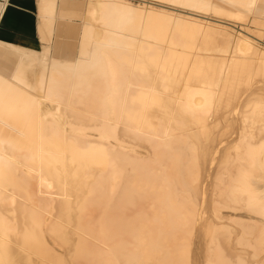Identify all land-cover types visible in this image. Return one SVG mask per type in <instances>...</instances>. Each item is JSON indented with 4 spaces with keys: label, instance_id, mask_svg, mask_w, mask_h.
Listing matches in <instances>:
<instances>
[{
    "label": "bare ground",
    "instance_id": "obj_1",
    "mask_svg": "<svg viewBox=\"0 0 264 264\" xmlns=\"http://www.w3.org/2000/svg\"><path fill=\"white\" fill-rule=\"evenodd\" d=\"M176 1L185 4L188 0ZM223 1L252 14L264 8V0ZM54 2L42 0L41 10L50 13ZM96 2L103 7L100 15H108L112 26L111 38L103 45L113 50L111 59L101 56L99 46L90 41L89 23L80 34V56L69 63L51 60L47 48L37 53L3 43L22 55L15 66L0 62V264H264V60L246 58L253 53L264 57V51L250 47L247 52L250 48L244 47L249 54H238L240 45L237 51L236 45H228L235 39L238 42L240 35L235 33L221 62L197 59L175 66L169 61L165 71L166 66L156 69L158 61L155 65L152 61L145 65L147 70L144 65L142 69L144 55H134L133 47L129 48L135 45V37L122 32L126 23L137 26L127 13L139 9L122 0ZM188 2L185 5L191 9L203 10L204 3L214 5L212 0ZM146 7L142 12L153 14L161 8L163 20L159 26L153 20L160 21L149 14L153 20L148 24L153 27L144 23L145 27L155 32L167 30L173 12L155 4ZM197 9L194 12L200 11ZM190 16H186L192 22L187 25L190 32L196 31V23L228 29L224 22L192 10ZM253 17V22L261 23ZM176 19L179 22L173 26L186 30L187 23L180 26L182 17ZM145 27L144 31L150 30ZM220 29L215 31H224ZM140 48L138 52L145 51ZM41 58L50 61L38 66L44 84L41 89L46 93L49 83L54 86V99L63 103L59 116L41 112L45 106L39 108L41 102L29 92V86H34L28 77L36 72L33 61ZM170 69L173 76L168 74ZM170 77L174 98L165 99V104L160 99L166 96L158 99L164 107H171V115L166 109L157 113L161 103L156 111L149 100L152 110L147 108L151 111L145 120L151 116L152 121L157 117L163 122L169 115L172 124L168 128L172 126L173 134L156 138L150 134L147 140L152 144L140 153L135 146L140 145L143 134L129 130H143L139 118L131 107L124 111L121 102L110 106L107 95L113 91L119 98L122 91L125 101L127 95L141 94V82L159 92L162 81L167 83L164 79ZM136 96V100L140 98ZM108 110L114 114L112 129L106 119ZM157 124L151 128L157 130ZM163 124L164 128L167 123ZM163 139L169 144L160 143ZM13 194L25 202L13 203Z\"/></svg>",
    "mask_w": 264,
    "mask_h": 264
},
{
    "label": "rangeland",
    "instance_id": "obj_2",
    "mask_svg": "<svg viewBox=\"0 0 264 264\" xmlns=\"http://www.w3.org/2000/svg\"><path fill=\"white\" fill-rule=\"evenodd\" d=\"M57 1H61V2H63V3H69V4H76L75 6L78 8V9H80L81 10V16H77V17H64V19H62V20H65V22L64 21H62L63 23V25H62V27L64 28V30L65 31H47V37H46V40L45 39H43L42 37V41H43V44H42V46L41 47H39V48H37V49H35L36 51H37V53H43L44 52V48L46 47V46H48V56L49 57H51V60L52 59H56V60H61V62H64V63H69V62H72V61H74L75 59H76V57H79L80 56V48H81V44H82V35H80L81 34V31H82V29H83V27H84V25H86V23H89V25L91 26L90 28H91V35L93 36H91V42H93L94 43V45H95V47H97L98 48V46H99V49H100V51H102V52H100V53H102L101 54V56H105V58H109V56H110V58L109 59H111L112 58V49H109V50H107V49H105L104 47H103V45H104V43L106 42V41H108V39H110L111 37L108 35L109 34V32L110 31H113L112 30V26H111V24L108 22L109 21V16L107 15H103V16H101L102 15V13H101V9L103 8V7H100L101 5H97L98 4V2H96L97 0H56V2ZM122 1H124V2H128V3H130L133 7H135L136 9H139V10H136L135 12L136 13H132V12H129V13H127L128 15L129 14H131L132 15V22H134L133 24L134 25H136V23H137V26H133V24H132V26L133 27H131V25H128L127 26V24H129V23H126V25H124L123 27H122V32H124V33H127V34H132L133 35V37H135V38H133V39H136V40H133V41H135V45H130V47L129 48H132V49H130V51L131 52H135L134 53V55L136 54V55H139V54H142V55H144V59H142V65H141V63H140V65H137L138 66V68L136 67V69L137 70H140V67L143 69V67H145V65L148 67V65L153 61V64L155 63V64H157L158 63V65H157V67H156V69H161V66L162 65H164V66H162V67H165V71H166V68L168 67L167 66V63L169 64V61H171L170 63H175L174 65L176 66H178V63L177 62H179L180 63V65L181 64H183V62H184V64H185V62L186 63H192V62H197V61H204L205 59V61H204V63L205 62H210V61H213V62H221V56H223V57H225V50L227 49V46L228 45H230L231 47L233 46H235L236 45V48L234 49L235 51H237V47L240 45V47L238 48V50L239 51H237L238 52V54H240V53H244V54H246V51H244L245 50V48L244 47H246V49H249L250 47L251 48H253V47H255V48H257L258 50H262V51H264V8H260V11H258V12H254L253 14H252V12H248L247 13V11L245 12V8H244V10L242 9V7H239V6H233L232 4H229V3H227V2H225V1H223V0H212V3H214V5H216L215 7H214V5L213 4H209L208 6L204 3V4H202L201 6H204V9L202 10L200 7H198V9H200V11H201V13H200V11L198 12V11H195L194 12V10H196L197 8H195V9H191V7L189 6H186L185 4H188L189 2V0L188 1H184V3L185 4H181L180 2H175V0L173 1V0H122ZM152 1V2H151ZM96 2V3H95ZM187 2V3H186ZM95 4V5H94ZM154 4L155 5H159V6H163V7H165L166 9H169L171 12H173V14L175 15V17H173L174 15H172L171 16V18H172V20L170 21V19H169V21H170V24H172V25H168L167 26V30H165V31H162V32H160L159 31V27L157 28L156 27V25L154 24V27H156V29H158V31H151V29H150V27H153V23H152V25H149L148 23H150L148 20H151L152 18L154 19V18H156L158 21H160V23L159 22H156V20H153V22H155V23H158L159 24V26H160V24H161V19H162V17H161V14H159V13H161L160 11V9L161 8H158V9H156L155 11H153L154 12V14L152 13V11L150 12V13H148L147 11H143L142 12V10H144V8L146 7V8H148L149 9V7L150 6H154ZM190 4H193L192 3V1L188 4V5H190ZM172 5V6H171ZM219 7H218V6ZM91 6H93V7H96V8H93V7H91ZM143 6H145V7H143ZM181 6V7H180ZM221 6V7H220ZM139 7V8H138ZM90 8V9H89ZM156 8H157V6H156ZM216 8V9H215ZM237 8V9H236ZM93 9V10H92ZM95 9V10H94ZM100 9V10H99ZM106 9V8H105ZM142 9V10H141ZM147 9V10H148ZM192 10V13L194 14V13H198L199 15H201V16H204V17H207V18H211L212 20H220L221 22H224L226 25H227V28L228 29H225V27H214V26H211V27H208V24H206L205 25V23H196L197 24V26L195 25V23H194V25L196 26V31L195 30H191V32L188 30V29H190L189 27H187V25H190L191 23L190 22H188V21H190V20H188L187 21V19H189L191 16H190V14H191V10ZM197 9V10H198ZM206 9V10H205ZM214 9V10H213ZM218 9V10H217ZM90 10V11H89ZM99 10V11H98ZM157 10H159V11H157ZM173 10V11H172ZM208 10H210V11H208ZM213 10V11H212ZM230 10V11H229ZM95 11H98V12H95ZM187 11V12H186ZM190 11V12H189ZM206 11H207V13H206ZM215 11V12H214ZM222 11V12H221ZM232 11V12H231ZM101 13V15H100V13ZM203 12V13H202ZM205 12V13H204ZM219 12V13H218ZM224 12V13H223ZM229 12V13H228ZM230 12H231V14H230ZM234 12V13H233ZM238 12V13H237ZM109 13V11H107V14ZM145 13H147V15H148V17H150L149 16V14L150 15H152L153 14V17L151 18H148L147 17V15L145 14ZM179 13V14H178ZM159 14V15H158ZM207 14H209V15H207ZM212 14H214V15H212ZM242 14V15H241ZM248 15L247 17L246 16H243V15ZM251 14V15H250ZM145 15V16H144ZM178 17H177V16ZM181 15V16H180ZM211 15V16H210ZM100 16V17H99ZM161 18H160V17ZM188 18H187V17ZM209 16V17H208ZM216 16V17H215ZM252 16H254L253 18H257L261 23H255V22H253L252 21ZM55 17H56V11L52 14V16L50 17V19L52 18V21L51 22H49L48 20H47V22H48V26L51 28V26H53V23H54V20H55ZM107 17V18H106ZM145 17V18H144ZM181 17H182V19H181ZM218 17V19H216ZM251 17V18H250ZM176 18H180L181 20H180V22H182V25H180V26H183L185 23H187V24H185L183 27L184 28H186V30H182L181 29V27L178 29L177 27H174V26H176V24L179 22V20L178 19H176ZM187 18V19H186ZM215 18V19H214ZM146 19H147V21H146ZM166 19V21L168 20L167 18H165ZM175 19V20H174ZM183 19H185V20H183ZM249 19V20H248ZM140 20V21H139ZM143 22H142V21ZM163 20V19H162ZM248 20V21H247ZM251 20V21H250ZM145 21V22H144ZM165 21V20H164ZM251 23H250V22ZM106 22V23H105ZM131 22V23H132ZM172 22V23H171ZM174 22V23H173ZM185 22V23H184ZM227 22V23H226ZM139 23V24H138ZM144 23H146L147 24V26H150V27H145L146 26V24H144ZM255 23V24H254ZM143 24V25H142ZM173 24H174V26H173ZM204 24V25H203ZM214 24V23H213ZM224 24V25H225ZM261 24V25H260ZM201 25L202 27H200V28H202V31L200 30L199 32L197 31L198 30V28H199V26ZM228 25H230V26H228ZM108 26V27H107ZM140 27V30L141 31H137L138 29H139V27ZM145 27V28H149L150 30L149 31H144L145 29H143L142 27ZM193 26V25H192ZM194 26V27H195ZM106 29H105V28ZM169 27V28H168ZM204 27V28H203ZM205 27L206 28H211V30H213V29H215V30H217V29H220V28H222L224 31H219V33H217L215 30H213V31H210V29L209 30H207V29H205ZM108 28V29H107ZM137 28V29H136ZM175 28V29H174ZM177 28V29H176ZM199 28V29H200ZM217 28V29H216ZM240 28H241V30H240ZM222 29H220V30H222ZM233 29V30H232ZM243 29H244V31H243ZM106 30V31H105ZM143 30V31H142ZM147 30V29H146ZM188 30V31H187ZM207 30V31H206ZM227 30H230V31H227ZM239 30V31H238ZM68 31H73L72 33H69ZM93 31H94V33H93ZM175 31V32H174ZM179 31V32H178ZM235 31V32H234ZM150 32V33H149ZM152 32H153V34L155 35V36H153V34H152ZM166 34H165V33ZM207 32V33H206ZM215 32V33H214ZM224 32V34H225V36H224V34L222 35V33ZM228 33V34H226V33ZM142 33L143 34H146V37H145V35H143L142 36ZM147 33L149 34V35H147ZM162 33H164V36H162L163 34ZM221 33V34H220ZM235 33H237V37H238V35H240L238 38V42H237V39H235L233 42H228V41H230V39L231 38H233L232 36H234L235 35ZM238 33H240V34H238ZM158 34V35H157ZM176 34H177V37H176ZM182 34V35H181ZM205 34V35H204ZM220 34V35H219ZM166 35V36H165ZM217 35V36H216ZM141 36V37H140ZM161 36L163 37V38H161ZM169 36H171V37H169ZM181 38L182 37V39L179 41V37ZM222 36V37H221ZM228 36V37H227ZM230 36V37H229ZM153 37V38H152ZM165 37V38H164ZM191 37V38H190ZM243 37V38H242ZM93 38V39H92ZM152 38V39H151ZM175 38H176V40H175ZM194 38H195V40H194ZM218 38V39H217ZM228 38V39H227ZM140 39V40H139ZM148 39V40H147ZM160 39V40H159ZM173 39V40H172ZM242 39V40H241ZM244 39H245V41H244ZM95 40V41H94ZM154 40H158V41H154ZM162 40V41H161ZM165 40V41H164ZM175 40V41H174ZM241 40V41H240ZM102 41V42H101ZM169 41V42H168ZM180 43H179V42ZM191 41H193V42H191ZM216 41V42H215ZM243 41V42H242ZM142 42V43H141ZM161 42H162V44H161ZM165 42V43H164ZM170 42H171V44H170ZM185 42V43H184ZM186 42H187V45H186ZM189 42V43H188ZM197 42V43H196ZM97 43V44H96ZM167 43V44H166ZM178 43V44H177ZM210 43H211V45H210ZM228 43H230V44H228ZM233 43V44H232ZM238 43V44H237ZM100 44V45H99ZM190 44H192V45H190ZM228 44V45H227ZM232 44V45H231ZM96 45H98V46H96ZM151 45H152V47H153V49L151 48ZM146 46H148V47H146ZM192 46V47H191ZM140 47H142V50H143V48L145 49V51L143 52V51H141V52H138V50L140 51ZM162 47V48H161ZM176 47V48H175ZM225 47H226V49H225ZM232 47V48H233ZM241 47H242V49H243V51H242V49H241ZM249 47V48H248ZM146 48L148 49V50H146ZM149 48H151V50L153 51L154 50V52H152L151 50L149 51ZM155 48V49H154ZM160 48V50L158 51L157 49H159ZM251 48L249 49V50H247V52H249L250 50H251ZM262 48V49H261ZM192 49V50H191ZM220 49V50H219ZM241 49V50H240ZM112 50V51H111ZM1 51H2V53H3V56H4V58H7V60H5V61H7L8 63H10V64H12V66H15L16 64H18V61H19V58H20V56L22 55V53H20V51H17V50H14V49H11V48H6V47H3L2 49H1ZM155 51H157V52H159L158 53V55H157V52H155ZM161 51V52H160ZM176 51V52H175ZM241 51V52H240ZM111 52V53H110ZM197 52V53H196ZM216 52V53H215ZM106 53V54H105ZM138 53V54H137ZM148 53V54H147ZM152 53H156V55L155 54H153V55H155V57H152L153 55H152ZM169 55H168V54ZM171 53V54H170ZM179 53V54H178ZM194 53V54H193ZM220 53V54H219ZM164 54V55H163ZM167 54V55H166ZM249 53H247L246 55H248ZM87 56V54L85 53V54H83V56ZM172 55V56H171ZM185 55V56H184ZM250 55V56H249ZM248 55V57L246 56V58L248 59V60H252L253 62L256 60V62H260V60H264V57H261L260 55H254V53L253 54H249ZM196 56V57H195ZM200 56H201V58H200ZM259 57V59H258V57ZM164 57V58H163ZM181 57V58H180ZM182 57H184L183 59H182ZM46 57H44V59H45ZM48 58V57H47ZM167 58V59H166ZM172 58V60H170ZM187 58H189V59H187ZM263 58V59H262ZM44 59H40V60H34L33 61V65H34V70L36 71V72H34V75H32V76H30V77H28V79L31 81V86L33 85L34 87H31L30 88V86H29V92H30V94L32 93V95H35L36 96V98H38V100H39V102H41L40 103V105H39V108H40V106L43 108L44 106V108H46V109H44L43 108V110L41 109V112L43 111V112H46V110H47V112H49V113H51V114H54V115H57V116H59L60 114H61V112L63 111L62 109H63V103L62 102H60V101H57V100H55L54 99V97H55V93L53 92V89H54V86L53 85H51L50 83H49V85L50 86H47L48 88L47 89H49L50 88V90L48 91V92H44L43 91V89H41L43 86H44V84H42L41 85V83H40V80H41V68H39L38 66H39V63H43V64H48V63H50V61L49 60H44ZM177 61H176V60ZM198 59V60H197ZM144 60V61H143ZM186 60V61H185ZM197 60V61H196ZM208 60V61H207ZM156 61H158L157 63H156ZM175 61V62H174ZM223 61V60H222ZM35 62V63H34ZM217 62V63H218ZM152 64V63H151ZM154 64V65H155ZM144 65V66H143ZM160 65V66H159ZM140 66V67H139ZM143 66V67H142ZM46 67V69H45V71H47V65L45 66ZM147 67H145V69L147 70ZM134 69H135V67H133ZM174 68V67H173ZM172 68V69H173ZM141 69V70H142ZM145 69H144V71H145ZM175 69V68H174ZM40 70V71H39ZM111 70V69H110ZM143 71V70H142ZM172 72V70L170 69V71H169V73L168 74H170L171 76H173V72ZM40 74V75H39ZM37 75V76H36ZM39 75V76H38ZM169 75V76H170ZM168 76V77H169ZM261 77H263L264 78V74L261 76ZM51 78V77H50ZM172 77H170V80L169 79H164V81L166 80L167 81V83L166 82H163L162 81V85H167V87L165 86H162V85H160V89H159V92H160V94H158L159 92L158 91H153L152 89H151V86H150V84H148L149 86H146L147 84L145 83H143V82H141V83H138V84H140V85H143L142 87L141 86H139L138 88L139 89H141V90H143V91H141V94L139 93H134V95L133 96H138V95H140V98L139 97H137V100H139L138 101V104L140 105V106H143V107H140L139 106V108H137V106H138V104H137V102H135V101H137L136 100V98L135 97H133L132 95H127L128 96V98L126 97L125 98V101H124V96L126 95V94H122V91H120L119 92V95H118V97L119 98H117L116 96H117V94H114L113 95V91H112V93H110V94H108L107 96L108 97H110L111 98V102H109V104H110V106L111 105H114L115 103H119L120 104V102L122 103V105H125L126 106V109H124V111H127V112H129L128 110L130 109V107H131V109L130 110H132V112H135L136 113V118L138 117L139 118V127H142L141 129H143V130H137L136 128H134L135 130H133V129H131V127L129 128V127H127V128H129V130H132L131 132H133V133H137L139 136H141L142 134V140H141V142H140V145H138V146H135V148H136V150L138 151V152H140V153H145V151H147V149H145L144 147H146V146H148V145H151L152 143L151 142H149L147 139H149L150 138V134H152V136L154 135L155 136V138L156 137H158V136H160L161 134H162V136H169V135H171V133L173 132L172 131V126L170 127V128H168L171 124H172V122H171V124H170V122H169V120H171L170 118H171V116H170V118H169V115H168V119L169 120H166V119H164V121L162 122V120H160V118H157V117H155V121H152V117L150 116V117H148V122H146V120L145 119H147L146 118V115L147 116H149V113L148 112H150L151 110H152V108H150L149 106L152 104V106L151 107H153L154 109H156V111H157V108H159L158 109V111H157V113H159L161 110V112H163L165 109V111H167V113H168V111H169V113L168 114H170L171 115V113H172V111L170 110V108L171 107H164L163 106V103L165 104V102L164 101H166V100H170L171 101V97L172 98H174V95H173V93H172V88H173V81L171 82V83H169L172 79H171ZM43 79H45V78H43ZM107 80H109V77H108V79ZM170 84H172V86L170 85ZM182 84V81H181V83L179 84V85H181ZM144 85H145V87H144ZM170 85V86H169ZM42 86V87H41ZM169 86V87H168ZM46 87V86H45ZM153 87H154V85H153ZM172 87V88H171ZM35 88V89H34ZM112 88L113 89H115V86H112ZM147 88H149V91L151 90L152 91V93H154L153 95L151 94V91H150V93H149V91L147 92ZM166 88H167V90H166ZM34 90H35V92L37 91V93H33L34 92ZM171 91V92H170ZM115 92H116V89H115ZM114 92V93H115ZM146 94V95H144V94ZM41 94V95H40ZM70 94H72V93H70ZM121 94H122V101H121V99H120V96H121ZM149 94V95H148ZM47 95V96H46ZM116 95V96H115ZM144 95V96H143ZM155 95V96H154ZM156 95H159V96H157L156 97ZM142 96V97H141ZM149 96V97H148ZM164 96H166V98L164 97ZM114 97V98H113ZM131 97V98H130ZM154 97V99H150V98H153ZM158 97H160V98H162V97H164V98H162V99H160V101L162 102L163 101V103H161V102H159V99H158ZM141 98H145V99H148V100H146V101H148L147 103H146V101L143 99V101H142V99ZM169 98V99H168ZM129 99H131L130 101H129ZM135 99V100H134ZM157 99V100H156ZM166 99V100H165ZM53 100V101H52ZM118 100V101H117ZM133 100H134V102H133ZM149 100H154L153 102L152 101H150L151 102V104H150V102H149ZM127 101V102H126ZM133 103H132V102ZM142 101V103L140 104V102ZM124 102V103H123ZM129 102H131V103H129ZM156 102V103H155ZM168 102V101H167ZM166 102V103H167ZM127 103V104H126ZM146 104V106H145V104ZM158 103H161V104H159L158 106H156ZM169 103V102H168ZM137 104V106H136V108H135V106L134 105H136ZM154 104V105H153ZM44 105V106H43ZM51 105V106H50ZM169 105V104H168ZM55 106H56V108H55ZM59 106V107H58ZM128 106V107H127ZM155 106L157 107V108H155ZM48 107V108H47ZM145 107V108H144ZM164 107V108H163ZM141 108H143V110L141 109ZM147 108H150L151 110H148ZM162 108V109H161ZM109 110H110V113H111V109H112V111H113V107H111V109L110 108H108ZM169 109V110H168ZM109 110H108V115H106V119H107V122L109 121L110 123H108V124H110L111 125V129H112V126H114V125H112V122H113V118H114V114L113 115H110V113H109ZM140 111V112H139ZM146 111H147V113H146ZM164 111V112H165ZM171 111V112H170ZM56 112H58V114H56ZM48 113V114H49ZM60 113V114H59ZM113 113V112H112ZM111 113V114H112ZM139 113H140V115H139ZM48 114L46 115V116H48ZM144 114V115H143ZM141 116V117H140ZM124 117V116H123ZM154 117V116H153ZM125 118V117H124ZM131 118V117H130ZM141 118V119H140ZM121 119H123V118H121ZM150 119H151V122H150ZM154 119V118H153ZM156 119H157V121H156ZM44 120V119H43ZM112 120V121H111ZM126 120V119H125ZM131 120V119H130ZM129 120V121H130ZM159 120V121H158ZM127 122H128V120H127ZM155 122L156 124L157 123H159L160 124V122L162 123V127H161V124H160V126H159V124H157V130H153L151 127H153V123ZM130 123H131V121H130ZM150 123H152V126L151 125H149ZM163 123H167V124H165V127L163 128V126H164V124ZM137 124V123H136ZM135 124V125H136ZM146 124H148L149 125V128H148V130L147 131H145L144 130V128L147 126ZM123 125V124H122ZM66 126H68V125H66ZM154 126H155V124H154ZM166 126H167V129H168V131H169V133L170 134H168V131H167V129H166ZM126 127V126H125ZM159 128V129H158ZM150 129V130H149ZM154 129H155V127H154ZM163 129V130H162ZM165 129V130H164ZM170 130H171V132H170ZM96 130H93V132L94 133H96V134H98L99 133V130H97L96 132H95ZM137 131H139V132H137ZM143 131H145L144 133H143ZM153 131H156V132H153ZM159 131V132H158ZM162 131H164V133L161 132ZM166 131V132H165ZM149 132V133H148ZM154 134H153V133ZM102 133H104V134H106V132H102ZM141 133V134H140ZM146 133V134H145ZM156 133H157V135H156ZM167 135H166V134ZM95 134V135H96ZM173 134V133H172ZM153 136V137H154ZM111 138V137H110ZM160 139V138H159ZM161 140H159V142H160ZM166 141V142H165ZM165 143V144H169V141L168 140H165V139H163L162 140V142H160V143ZM143 143H146L145 144V146H143L142 144ZM139 146L141 147V149H139ZM143 147V148H142ZM151 161V160H150ZM143 162H145V160L143 161ZM147 162V161H146ZM149 162V161H148ZM160 174V173H159ZM54 183V184H53ZM50 186L51 187H53V186H56V184H55V181H52V182H50ZM60 185V184H59ZM61 186V185H60ZM59 186V187H60ZM51 187H50V189H51ZM65 187H66V185H65ZM54 188V187H53ZM51 189V190H57L56 188L57 187H55V189ZM59 189V188H58ZM13 195H16V197L15 196H11V198L12 199H14V200H12L13 201V203H18V201H20V203H22V202H25L24 201V198L23 197H21V196H19V195H17V194H13ZM20 197V198H19ZM21 198H23V199H21ZM18 199V200H17ZM21 199V200H20ZM16 200V201H15ZM22 201V202H21Z\"/></svg>",
    "mask_w": 264,
    "mask_h": 264
},
{
    "label": "crops",
    "instance_id": "obj_3",
    "mask_svg": "<svg viewBox=\"0 0 264 264\" xmlns=\"http://www.w3.org/2000/svg\"><path fill=\"white\" fill-rule=\"evenodd\" d=\"M42 0H0V48L3 43L35 50L42 46V38L46 40L47 31H65L62 27L64 17L81 16V10L76 4L63 3L55 0L53 9L47 14L41 10ZM56 11V17L51 28L47 20L52 21V14ZM72 33L73 31H68ZM42 37V38H41ZM45 48L48 49V46ZM0 49V62L5 64Z\"/></svg>",
    "mask_w": 264,
    "mask_h": 264
}]
</instances>
